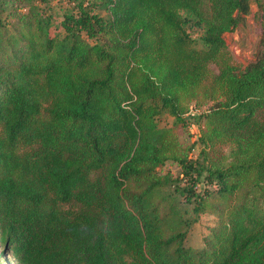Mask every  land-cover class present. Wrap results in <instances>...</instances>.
Returning a JSON list of instances; mask_svg holds the SVG:
<instances>
[{"label": "trees", "instance_id": "1", "mask_svg": "<svg viewBox=\"0 0 264 264\" xmlns=\"http://www.w3.org/2000/svg\"><path fill=\"white\" fill-rule=\"evenodd\" d=\"M69 1L0 0V264H264V0Z\"/></svg>", "mask_w": 264, "mask_h": 264}, {"label": "rangeland", "instance_id": "2", "mask_svg": "<svg viewBox=\"0 0 264 264\" xmlns=\"http://www.w3.org/2000/svg\"><path fill=\"white\" fill-rule=\"evenodd\" d=\"M84 1L85 4L93 3L94 6L99 5L100 0H78ZM51 10L57 16L61 18V14L66 7H74L69 0H50ZM96 12L106 16V12L100 8H95ZM195 38H198V32H192ZM262 36V26H261V16L258 7L255 4L251 6V12L245 17V19L238 25V27L224 35V39L227 45V49L232 57V63L238 68L242 69L249 63L253 62L259 51H260V41ZM211 68L218 72L216 65H212ZM196 113L194 110L193 114ZM196 118H189V123L187 126L179 129V138L184 147L191 148L190 154L193 159L199 158L202 145L197 141L198 139V126L193 123L199 122ZM172 119L164 117L160 122L161 126L166 124L171 125ZM170 172L174 177L180 175V167L175 163H168L163 168V173ZM202 185L201 188H204ZM217 218L204 214L200 217L199 221L194 224L188 235L187 244L193 245L194 247L202 246L203 238L209 233V230L214 226ZM5 264H13L10 261L9 256L2 258V261L6 260Z\"/></svg>", "mask_w": 264, "mask_h": 264}, {"label": "built area", "instance_id": "3", "mask_svg": "<svg viewBox=\"0 0 264 264\" xmlns=\"http://www.w3.org/2000/svg\"><path fill=\"white\" fill-rule=\"evenodd\" d=\"M197 133H198V131H197Z\"/></svg>", "mask_w": 264, "mask_h": 264}]
</instances>
